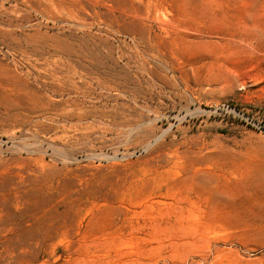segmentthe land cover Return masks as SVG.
Here are the masks:
<instances>
[{"label": "rangeland", "instance_id": "1", "mask_svg": "<svg viewBox=\"0 0 264 264\" xmlns=\"http://www.w3.org/2000/svg\"><path fill=\"white\" fill-rule=\"evenodd\" d=\"M0 264H264V0H0Z\"/></svg>", "mask_w": 264, "mask_h": 264}, {"label": "bare ground", "instance_id": "2", "mask_svg": "<svg viewBox=\"0 0 264 264\" xmlns=\"http://www.w3.org/2000/svg\"><path fill=\"white\" fill-rule=\"evenodd\" d=\"M68 39V38H67ZM64 46V45H63ZM64 50V49H63ZM82 54V53H81ZM81 54H79V55H81ZM83 55V54H82ZM91 57V56H90ZM90 57H88V58H90ZM65 61V65L66 66H64V68H60V70H57V69H55L56 71H63L64 70V73H62L63 75H62V80L63 81H66V83L68 82V81H70V82H73V83H75L76 85H78V84H80L81 83V80L83 79V77H93V76H95V74H96V71H102V73H105V74H107V75H109V77H108V84L110 83V82H112L113 81V78L115 77V76H113L112 75V73H111V71L110 72H107L106 70H104L103 69V67H99L98 68V66H95V67H91V66H93V65H87L86 63H88V62H85V65L82 63V65H81V63L80 62H78V57H76V58H65L64 59ZM92 61H94L93 59H92ZM100 63V62H99ZM90 64V63H89ZM100 64H102V63H100ZM101 66V65H100ZM62 69V70H61ZM111 73V74H110ZM115 73V72H114ZM84 74H86V76H84ZM116 74V73H115ZM74 75H75V77H77V78H74V79H71V78H73L74 77ZM77 75V76H76ZM47 76V75H46ZM122 76V75H121ZM51 78V77H50ZM124 78V77H123ZM59 81V80H58ZM57 81V82H58ZM119 81V80H118ZM87 83H89L88 81H86ZM52 83V82H51ZM54 83H56V82H53V84H51V85H54ZM69 84H71V83H69ZM76 85H72V86H76ZM98 85L99 86H101V87H103V86H105L106 84H105V82H99L98 83ZM124 85V84H123ZM111 87V86H110ZM51 88V87H50ZM53 88V87H52ZM45 101V100H44ZM67 102L68 101H71L70 99L69 100H66ZM49 102H51L50 100H48V101H45V103H49Z\"/></svg>", "mask_w": 264, "mask_h": 264}]
</instances>
